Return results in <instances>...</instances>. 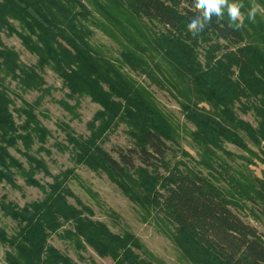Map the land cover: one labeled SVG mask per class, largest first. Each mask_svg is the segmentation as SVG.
<instances>
[{
    "label": "trees",
    "instance_id": "obj_1",
    "mask_svg": "<svg viewBox=\"0 0 264 264\" xmlns=\"http://www.w3.org/2000/svg\"><path fill=\"white\" fill-rule=\"evenodd\" d=\"M260 2L264 7V0ZM193 3L0 0V183L16 188L19 176L44 194L23 207L0 197L3 217L17 225L10 234L0 215L7 264H80L50 244L54 234L76 250L90 247L114 264H154L130 232L115 234L93 220L92 209L68 186L75 175L66 171L53 176L32 156L33 146L44 144L49 131L35 113L37 104L24 102L13 110L6 81L17 82L24 91H48L43 76L47 69L62 80L70 98L88 97L100 107L88 125L91 136L69 138L79 161L105 172L134 204L154 211L190 264H264V235L233 209L252 205L264 214V176L251 178L216 153L226 142L255 154L252 144L264 166V27L257 42L246 43L245 30L229 27L225 15L223 21L213 17L194 37L187 31L195 14ZM95 30L118 45V57L95 44ZM1 34L18 37L36 56V64H24ZM131 73L177 98L196 128L191 134L204 164L219 174L224 187L177 160V129ZM238 109L252 113L257 125L242 119ZM121 125L128 129L131 146L117 149L115 159L97 141ZM21 144L30 169L10 153ZM38 171L54 182L41 185L35 179ZM249 209L258 217L255 208Z\"/></svg>",
    "mask_w": 264,
    "mask_h": 264
},
{
    "label": "rangeland",
    "instance_id": "obj_2",
    "mask_svg": "<svg viewBox=\"0 0 264 264\" xmlns=\"http://www.w3.org/2000/svg\"><path fill=\"white\" fill-rule=\"evenodd\" d=\"M241 2L244 5L241 12L244 16L242 28L245 30L246 43H255L259 39L258 35L261 27H264V7L260 0H241ZM253 6H258L254 21L249 20L247 17ZM95 33V44L107 47L113 57H118V45L101 31L95 30ZM1 37L6 46L15 49L19 53L24 64L28 66L36 64V56L32 55L23 46L18 37H8L5 34H1ZM131 75L152 92L160 109L177 129V145H174L175 151H179L176 154L177 160H182L192 167L199 168L204 176L211 179L215 184L224 187V182L218 180V178L220 179L219 174L210 170L204 164L206 160L202 157L200 147L193 140L191 134L196 128L187 121L177 98L170 92L161 90L158 86L152 84L145 76L135 73H131ZM43 76L46 81L45 89L48 90L43 92L24 91L17 82L10 79L6 81L10 96L14 101L13 110L23 107L24 102L31 105L37 104L35 113L43 126L49 131V136L44 144L33 146L32 156L43 162L53 176L66 171L75 175L77 179L72 178L69 180L68 186L84 205L92 209L93 220L106 224L115 234L130 232L144 249L153 256L154 264H190L168 236L165 226L157 218L154 211L148 210V212L134 204L110 180L105 172H96L79 161L78 150L69 138L72 136L74 139L84 138L86 140L91 136L88 125L95 118L97 111L100 110L99 105L88 97L70 98L69 90L65 88L62 80L50 69H47ZM206 108L209 109V107ZM15 115L17 116V114ZM238 115L254 126L257 125L256 118L252 113L244 114L238 109ZM127 130L124 125L111 129L102 140L97 141V144L115 159H119L116 153L117 149H127L131 146ZM249 146L255 151V154L226 142L223 143V150L216 151V153L221 161H226L236 169L243 170L247 176L263 178L264 166L261 164L260 158H257L262 155L254 145L249 144ZM21 152H25L22 144L17 150L10 149L11 155L19 160L26 169H30L29 162ZM33 165L36 166V164ZM35 179L45 187L54 182L53 178L43 171H38ZM16 180L18 185L16 188L7 183H0V197L7 196L10 201L21 207L44 198V194L39 188L26 185L25 180L19 176ZM69 201L71 204L78 206L75 198H70ZM249 207L255 208L258 217L251 214ZM233 209L243 221L255 227L260 234L264 235V214L258 207L249 205L247 209ZM0 215L3 226L12 234L16 229V223L4 218L1 212ZM50 244L80 264H114L111 258L100 257L90 247L82 251L76 250L69 241L55 234L51 237ZM6 250L7 248L0 243V264H7L5 261ZM147 259L149 260V257Z\"/></svg>",
    "mask_w": 264,
    "mask_h": 264
},
{
    "label": "clouds",
    "instance_id": "obj_3",
    "mask_svg": "<svg viewBox=\"0 0 264 264\" xmlns=\"http://www.w3.org/2000/svg\"><path fill=\"white\" fill-rule=\"evenodd\" d=\"M243 6L241 0H194L193 11L195 14L190 17L187 31L195 37L203 32L213 17L223 21L225 15L228 18V26L239 29L243 27L244 22V16L241 12ZM257 7L253 6L249 10L247 14L249 20H255Z\"/></svg>",
    "mask_w": 264,
    "mask_h": 264
}]
</instances>
